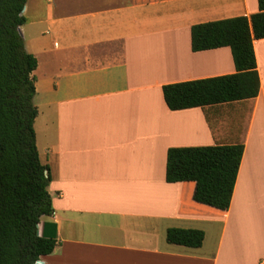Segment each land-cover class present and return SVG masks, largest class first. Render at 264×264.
<instances>
[{"label": "crops", "instance_id": "1", "mask_svg": "<svg viewBox=\"0 0 264 264\" xmlns=\"http://www.w3.org/2000/svg\"><path fill=\"white\" fill-rule=\"evenodd\" d=\"M258 0H28L20 28L34 72L55 239L38 264H264V39L260 91L228 210L166 180L171 148L215 146L203 109L171 111L163 86L236 73L231 48L194 52L192 27L251 17ZM225 127L221 137H238ZM202 230L200 248L167 242Z\"/></svg>", "mask_w": 264, "mask_h": 264}, {"label": "trees", "instance_id": "2", "mask_svg": "<svg viewBox=\"0 0 264 264\" xmlns=\"http://www.w3.org/2000/svg\"><path fill=\"white\" fill-rule=\"evenodd\" d=\"M28 0H0V264H37L57 242L39 234L43 217L54 213L49 167L41 162L35 121L34 72L37 58L28 53L20 28ZM251 17L192 27L194 52L231 48L236 73L163 86L171 111L202 108L215 146L171 148L166 180L196 183V202L228 210L235 189L253 105L260 91L254 41L264 39V0ZM225 127L240 134L221 137ZM202 230L169 229L167 242L200 248Z\"/></svg>", "mask_w": 264, "mask_h": 264}, {"label": "water", "instance_id": "3", "mask_svg": "<svg viewBox=\"0 0 264 264\" xmlns=\"http://www.w3.org/2000/svg\"><path fill=\"white\" fill-rule=\"evenodd\" d=\"M38 264V263H37Z\"/></svg>", "mask_w": 264, "mask_h": 264}]
</instances>
